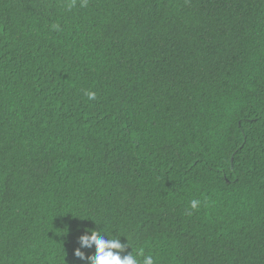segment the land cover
Returning <instances> with one entry per match:
<instances>
[{
    "label": "trees",
    "instance_id": "obj_1",
    "mask_svg": "<svg viewBox=\"0 0 264 264\" xmlns=\"http://www.w3.org/2000/svg\"><path fill=\"white\" fill-rule=\"evenodd\" d=\"M101 228L264 264V0H0V264Z\"/></svg>",
    "mask_w": 264,
    "mask_h": 264
},
{
    "label": "clouds",
    "instance_id": "obj_2",
    "mask_svg": "<svg viewBox=\"0 0 264 264\" xmlns=\"http://www.w3.org/2000/svg\"><path fill=\"white\" fill-rule=\"evenodd\" d=\"M89 100H95V92L85 93ZM199 200H192L190 208L198 209ZM78 247L74 250V256L84 264H156L152 255L143 256L142 260L132 253H126L130 247L128 243H122L119 237L110 238L103 230L84 229L78 237ZM87 251L94 250V255H86Z\"/></svg>",
    "mask_w": 264,
    "mask_h": 264
}]
</instances>
